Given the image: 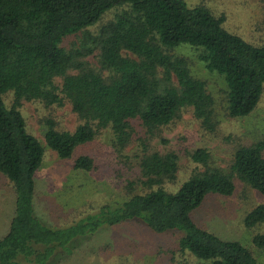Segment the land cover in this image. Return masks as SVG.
<instances>
[{"label": "trees", "instance_id": "obj_1", "mask_svg": "<svg viewBox=\"0 0 264 264\" xmlns=\"http://www.w3.org/2000/svg\"><path fill=\"white\" fill-rule=\"evenodd\" d=\"M225 17L183 0H0V176L13 194L0 264H57L72 253L74 240L129 222L155 233L177 231L174 251L192 261L168 264H258L254 250L197 226L190 213L207 195H231L238 181L263 199L245 212L242 226L263 223L264 142L237 144L224 169L210 163L204 147L186 151L201 168L174 190L178 155L150 145L188 107L201 130H215V100L193 73L194 60L222 79L226 116L254 109L264 85V38L244 40L223 27ZM32 101L48 110L67 103L78 122L64 130L52 113L40 116L43 145L26 130L20 111ZM135 126L145 136L131 156L124 149ZM103 129L111 138L102 160L86 149L75 153ZM44 146L60 160L71 158L77 172L124 176V196L66 225L42 223L32 197ZM249 244L262 250L264 233L252 234Z\"/></svg>", "mask_w": 264, "mask_h": 264}, {"label": "rangeland", "instance_id": "obj_2", "mask_svg": "<svg viewBox=\"0 0 264 264\" xmlns=\"http://www.w3.org/2000/svg\"><path fill=\"white\" fill-rule=\"evenodd\" d=\"M188 6L198 2L213 12H223V27L240 35L244 40L255 41L264 38V30L256 31L255 25L264 29V0H183ZM114 9L102 16V21L110 18ZM186 53H191L187 50ZM191 69L196 76L205 81L206 89L212 94L216 128L205 132L198 127L191 109L185 108L179 118L167 128L156 132L150 145L156 150L170 149L178 155V168L175 183L169 186L174 190L193 170L200 169L185 155L196 147L207 149L210 163L222 169L231 160V154L237 144H249L256 140L264 142V85L262 93L250 114L240 118H230L223 111L224 83L215 73L206 71L197 61H193ZM10 94L4 96L8 104ZM21 114L25 128L44 145L38 118L52 113L58 129L72 130L78 122L69 105L45 109L39 102H22ZM124 152L133 156L140 148L138 137L145 136L140 126L134 127ZM110 133L108 129L100 130L93 140L82 150L88 151L96 159L102 160L109 152ZM166 140L165 143L159 141ZM81 150V151H80ZM71 158L60 160L55 153L44 146L43 157L35 175L34 195L32 197L33 212L40 221L48 225L62 226L92 211L102 203L117 202L122 194L123 177L93 172H77L72 170ZM131 174V173H128ZM135 191H141L136 188ZM262 197L238 181H234V189L229 196L207 195L201 204L191 211L192 221L199 227L219 236L236 240L250 251L254 250L258 264H264V248L260 251L251 248L249 240L254 233H264V222L244 228L242 218L246 211L262 203ZM13 213V194L5 179L0 176V236L8 226ZM177 231L168 230L162 233L150 231L143 224L136 222L122 223L115 227L101 228L91 236L78 238L72 243L73 251L57 264H168L171 259H192L187 254L174 251ZM171 250V251H169Z\"/></svg>", "mask_w": 264, "mask_h": 264}]
</instances>
